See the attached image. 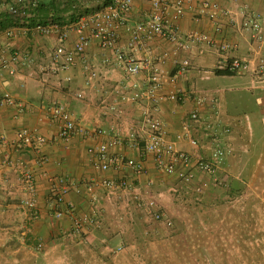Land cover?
Here are the masks:
<instances>
[{
	"label": "crops",
	"instance_id": "0c3cea01",
	"mask_svg": "<svg viewBox=\"0 0 264 264\" xmlns=\"http://www.w3.org/2000/svg\"><path fill=\"white\" fill-rule=\"evenodd\" d=\"M150 1L134 0L130 28L147 19ZM206 2L232 11L237 23L216 32L207 18L198 16ZM240 4V0H189L184 15L175 21L184 40L199 34L235 46L224 59L217 50L203 44L184 51L160 37L130 52L129 35L123 32L120 48L136 57L142 68L135 77L127 75L113 51L102 50L96 43L77 57L69 70L54 73L51 55L56 36H39L29 28L41 17H33L26 27L2 13L0 62L14 54L20 59L11 63L13 75L5 69L0 72V136L8 141L0 146V264H5L4 260L8 264H264V83H255L247 74L238 76L241 79L236 86L227 87L222 79L228 76L216 74L222 61L246 58L251 53L248 38L239 29ZM89 6L86 13L96 9L95 3ZM248 6L250 12L264 14V0L249 1ZM174 14L169 8V21H173ZM67 15L63 17L67 19ZM75 41L76 35L71 32L68 46ZM186 59L190 67L173 83L179 63ZM153 70L163 84L156 92L158 104L141 96L151 84ZM171 93H183L185 98L179 103L170 102ZM134 95L140 96L138 101L132 100ZM5 96L14 104L2 102ZM55 103L67 104L81 127L107 133L119 130L125 140L113 152L129 158L141 157L140 152L130 148L128 137L140 134L145 111L163 123L168 140L175 142L179 151L195 160L209 161L215 149L206 127L217 123L227 126L229 153L217 173V182L230 187L232 198L183 201V190L203 196L217 188V182L195 170L196 180L185 185L176 176L158 170L148 154L142 156L146 175L139 176L127 167L102 173L88 149L106 138L73 135L61 140L58 124L50 115ZM196 109L199 119L192 121L189 117ZM21 129L36 130L46 139L39 152L15 143ZM191 139L197 141V146L191 145ZM39 157H44L46 164L39 165ZM26 173L35 180L33 196L22 182ZM102 178L126 180L130 186L112 190L99 187L93 202L83 191L84 183ZM49 179H65L70 185L66 200L72 203L76 215L94 219L85 234H70L69 219L54 218V189ZM198 188L202 193L197 192ZM27 198L34 199L35 210L23 208L22 201ZM149 201L155 203V211L165 215L163 221L147 213L144 205ZM182 209H186L185 216L180 215ZM119 210L120 214H113ZM183 222L188 226L185 238L189 241L184 260L178 247L183 234L168 231L173 223ZM138 225L153 228L150 234L146 229L141 234L143 244L134 233ZM158 240L170 245L168 258L162 255L165 249L158 247ZM120 246L124 249L117 252ZM21 253L30 254V259H19ZM119 257L129 261H118Z\"/></svg>",
	"mask_w": 264,
	"mask_h": 264
},
{
	"label": "built area",
	"instance_id": "2783aa9c",
	"mask_svg": "<svg viewBox=\"0 0 264 264\" xmlns=\"http://www.w3.org/2000/svg\"><path fill=\"white\" fill-rule=\"evenodd\" d=\"M43 0H0V17L3 12L18 20L22 25L29 27L35 10ZM65 3L67 0H58ZM96 0H75L72 7L75 12V21L72 23L57 24L52 22L44 25L36 23L29 27L30 30L43 37L56 36V47L51 55L52 72L67 71L75 65L76 58L82 55L92 43H96L102 50H111L114 52L117 61L123 66L129 77H135L141 71V65L132 54L124 53L119 46V41L123 32L129 35L127 48L130 52L138 51L145 46V43L154 37H160L178 50L190 51L194 44H203L208 48H213L224 59V55L235 48L228 42L217 43L207 35L192 34L187 40L180 35L176 20L180 19L184 13L189 0H151L150 10L147 19L138 23L135 27H129V15L132 11L134 0H110L106 7L95 9L91 13L84 14V11L90 9V3ZM249 1L258 0H240V21L239 29L241 33L248 38L250 46V55L246 58H232L224 60L218 66V70L227 71L235 76L251 75L255 83H264V14H255L249 11ZM82 9L76 12V9ZM169 8L174 9L173 21L168 20ZM198 16H204L215 28L216 32H222L225 26L237 23L236 15L229 9L221 8L218 4L212 2L204 3ZM74 32L76 41L73 46H68L70 33ZM8 36L11 32L7 33ZM19 55L14 54L9 60L0 62V72L2 69L8 71L10 75L14 74L11 63H17ZM190 67L189 60H183L178 65L177 75L172 78L174 83L179 77L185 74ZM94 76V73L92 74ZM150 86L141 95L148 101L158 104L160 98L156 92L160 90L163 84L160 83L159 74L153 70V76L150 79ZM139 95L132 97L133 101H138ZM185 98L183 93H171L168 95L170 102L179 103ZM9 105L14 102L10 97L5 96L3 101ZM52 120L58 124V136L61 140H68L73 135H81L84 139H93L95 137H105V141L96 146L89 147L88 153L93 157L96 168L102 173L111 169L127 167L135 174L143 176L147 174L142 156L151 155L158 170L168 176H176L180 182L185 185H191L196 180L195 170L206 174L210 179L217 182V173L224 165L229 149L227 147V136L230 129L221 123L208 125L207 131L215 143V149L211 153L209 161L203 159H193L190 155L179 151L175 142L168 140V135L163 123L155 118L149 111H145L142 117L140 134L131 133L129 135L130 148L140 152L141 157L129 158L113 152L121 146L125 140L119 130H112L107 133L102 129L93 130L88 127L79 126L69 111L65 103H55L50 110ZM190 120L199 119V111L194 110L189 117ZM179 138V137H177ZM15 143L22 144L25 147H32L39 152V147L46 143V139L36 130L21 129L16 134ZM191 145L197 146V141L190 140ZM8 144L4 136H0V146ZM39 165L46 164L44 157H39ZM47 177V174H43ZM48 178V177H47ZM54 189V210L53 216L57 220L69 219L68 232L80 236L94 224V219L89 215L78 216L75 213L72 203L66 200L70 190V185L65 179H49ZM25 189L35 195L34 177L26 173L22 178ZM130 183L126 180L114 181L109 178H102L98 181L85 182L83 191L86 192L91 201L97 200V188L126 189ZM197 192L202 193V188ZM22 206L28 211L35 210V201L33 198H27L22 201ZM148 214H151L155 220L163 221L165 215L155 211L153 201L146 202L144 205ZM124 249L120 246L116 251L121 252Z\"/></svg>",
	"mask_w": 264,
	"mask_h": 264
},
{
	"label": "rangeland",
	"instance_id": "374dc122",
	"mask_svg": "<svg viewBox=\"0 0 264 264\" xmlns=\"http://www.w3.org/2000/svg\"><path fill=\"white\" fill-rule=\"evenodd\" d=\"M240 79L241 78L238 77V76H228V77L223 78L222 82L227 87L236 86L239 83ZM216 186H218V187L217 188L215 187L211 191L205 193L203 196H198V197L194 196L190 190L185 189V190H183V194L181 195V198H182L183 201L194 200V199H212L214 201H217V200H225V199L232 198V196L229 197V192H228V190L230 188L229 186L228 187H222L218 182L216 183ZM120 212H122V210H119L117 213L113 211V214L117 215V214H120ZM185 212H186V209H182V212H181L180 215L185 216ZM123 214H125V213H123ZM187 228H188V226L184 222L181 223V224L173 223L172 226L168 228L169 233H171V232H179V233L183 234V237L179 238V241H178V247L181 248V253H179V255H181V259L182 260L186 259V254H188L187 249H188L189 241L185 238V234L187 232ZM145 229L146 228L143 227V225H138L135 228V230H134V233L137 236V240L141 244L144 243V240L142 238L140 239V237H141V234L142 235L144 234ZM150 229H153V228H150V226L148 225L147 229H146L148 234H150V232H151ZM156 244L158 245V247L165 249V251H163L162 255H164L166 258H168L167 254L168 253L171 254V251H169V249H168L170 247V245L166 246L167 242L163 243V245H162V241H160V240H158L156 242ZM30 256H31L30 254L26 255L24 253H21V254H19L18 258L19 259H22V258L30 259ZM122 258H124V257H119L118 261L121 260ZM122 261L124 262V261H129V260L122 259ZM4 262H5V264H8L7 260H4ZM109 263L113 264V262H109V261L108 262L107 261L103 262V264H109Z\"/></svg>",
	"mask_w": 264,
	"mask_h": 264
},
{
	"label": "trees",
	"instance_id": "16d2710c",
	"mask_svg": "<svg viewBox=\"0 0 264 264\" xmlns=\"http://www.w3.org/2000/svg\"><path fill=\"white\" fill-rule=\"evenodd\" d=\"M110 0H96L92 2L95 3L96 9H101L106 7ZM75 4V0H67L65 3H60L58 0H43L39 7L35 10V17L39 18V23L47 25L52 22H56L57 24H64V23H72L75 21V12H73V6ZM82 9H76V12H81ZM86 11H84L85 14ZM64 14L67 15V19L63 16ZM79 14H83L82 12ZM216 74L219 76H235L232 73L227 71H220L217 70Z\"/></svg>",
	"mask_w": 264,
	"mask_h": 264
}]
</instances>
